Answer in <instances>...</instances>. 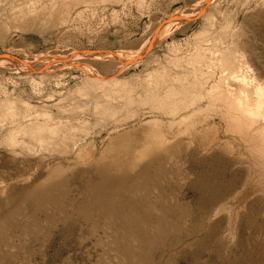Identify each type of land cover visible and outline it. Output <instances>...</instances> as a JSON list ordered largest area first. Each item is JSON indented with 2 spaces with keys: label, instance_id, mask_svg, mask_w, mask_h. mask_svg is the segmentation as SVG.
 I'll list each match as a JSON object with an SVG mask.
<instances>
[{
  "label": "rangeland",
  "instance_id": "obj_1",
  "mask_svg": "<svg viewBox=\"0 0 264 264\" xmlns=\"http://www.w3.org/2000/svg\"><path fill=\"white\" fill-rule=\"evenodd\" d=\"M257 82L264 0H0V264H264Z\"/></svg>",
  "mask_w": 264,
  "mask_h": 264
},
{
  "label": "bare ground",
  "instance_id": "obj_2",
  "mask_svg": "<svg viewBox=\"0 0 264 264\" xmlns=\"http://www.w3.org/2000/svg\"><path fill=\"white\" fill-rule=\"evenodd\" d=\"M254 87H255L254 92H255V97H256V99L254 100L255 101L254 104H252L253 102H251V101H250V103H248L246 101L247 104L246 105L244 104L245 105L244 108L242 106L241 107L244 109L245 113L250 115L251 118L253 116V117H255V119H257L258 127H259L260 131H262L260 133L262 135V142L264 143V84L257 82ZM252 97H254V96H252ZM262 151H263L262 153L264 155V146L262 148Z\"/></svg>",
  "mask_w": 264,
  "mask_h": 264
}]
</instances>
